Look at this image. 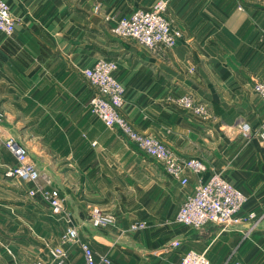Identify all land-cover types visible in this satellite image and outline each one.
<instances>
[{
	"label": "crops",
	"instance_id": "crops-1",
	"mask_svg": "<svg viewBox=\"0 0 264 264\" xmlns=\"http://www.w3.org/2000/svg\"><path fill=\"white\" fill-rule=\"evenodd\" d=\"M6 1L16 24L12 34L0 32V110L5 124L28 125L31 144H23L47 170L45 182L61 189L80 238L111 264H178L191 249L205 251L210 264H264V141L240 132L243 122L264 130V103L254 91L264 82V0H168L166 14L181 36L159 51L116 37L106 18L150 9L156 0ZM105 57L119 63L123 113L180 157L204 160L205 178L219 172L239 187L247 197L242 213H254L255 226L194 229L176 221L198 177L189 173L182 184L90 112L93 90L83 70ZM187 92L206 105L204 115L175 105ZM32 200V239L58 243L55 220L63 219ZM94 208L113 214L114 223L93 226ZM135 221L146 227L120 234ZM7 228L0 224V264H35L33 242ZM67 261L83 263L77 246Z\"/></svg>",
	"mask_w": 264,
	"mask_h": 264
},
{
	"label": "built area",
	"instance_id": "built-area-1",
	"mask_svg": "<svg viewBox=\"0 0 264 264\" xmlns=\"http://www.w3.org/2000/svg\"><path fill=\"white\" fill-rule=\"evenodd\" d=\"M168 5V0H156L150 9L139 8L130 15L107 16V18L114 23L112 32L116 35L132 38L153 51L167 50L173 48L181 36L180 31L173 27L171 19L166 14ZM0 30L9 34L15 30V19L6 0H0ZM118 67L117 60L101 58L83 70V75L93 90L89 100L90 110L107 126L119 129L129 141L148 155L159 159L165 171L180 180L182 184L190 182L189 173L198 177L193 191L180 204L176 221L192 228H201L210 223L232 227L256 220L253 223L255 226L259 221L255 214L242 213L247 197L239 187L219 172H213L205 178L208 167L204 160L199 157H180L165 141L156 135L141 131L122 112L125 89L115 75ZM254 91L260 95L264 103V82L256 83ZM177 103L196 114H205L207 111L206 105L191 94L179 97ZM240 132L248 137L258 135L260 140L264 141V130L254 131L248 122L241 124ZM5 144L18 162L10 174L14 173L19 178L39 183L42 180V172L29 156L26 147L13 137H8ZM39 190L55 210H64V197L59 188L40 183ZM31 193L35 194L36 189ZM114 221L113 214H104L96 208L93 209L92 223L95 226H106ZM78 238L79 229L74 225L68 226L63 235V242L73 243ZM80 246L83 253L82 264L111 263L107 254H99L98 261L96 251L89 242L82 241ZM66 254L67 251L63 246L53 247L51 256L54 262L51 264H66ZM38 264L47 263L40 260ZM178 264H210V260L204 252L191 249L182 256ZM233 264H242V262L236 260Z\"/></svg>",
	"mask_w": 264,
	"mask_h": 264
},
{
	"label": "rangeland",
	"instance_id": "rangeland-1",
	"mask_svg": "<svg viewBox=\"0 0 264 264\" xmlns=\"http://www.w3.org/2000/svg\"><path fill=\"white\" fill-rule=\"evenodd\" d=\"M107 20H109V19L107 18ZM109 21L112 23L111 24V32H112V26L114 23L111 20H109ZM15 24H16V21H15ZM0 32L4 33L5 35H10L9 33H6V32L1 31V30H0ZM113 35H115L118 38H122V39H131V40L135 41L136 43L145 47V45L141 44L140 42H138L132 38L116 35L115 33H113ZM105 58H108V57H105ZM112 59H114V58H112ZM185 94H191L197 100H199L194 94H192L190 92L184 93L181 96H183ZM178 99H179V97H177L174 101L175 105L177 107H179L185 111H189L191 113L196 114L195 112H193L191 110H188L182 106H179L177 103ZM201 103H203V102H201ZM88 108L90 110L89 104H88ZM90 112H91V110H90ZM93 115L96 116L95 114H93ZM196 115H201V114H196ZM4 118H5L4 113L0 110V224L2 223L3 225H6V223H7L8 235H11V230L14 232L17 231L16 234H13V235H15L14 237H18L20 235V233L27 235V239H29L30 242H33L32 244L37 248V251H39V257H38L35 264H38V262L40 260L45 261L47 264L53 263L54 259L51 256V249L55 246H58V245L63 246L66 249L67 254H66V258H65V263L69 264L67 259L70 255L71 246H73V247L77 246L82 252L80 242L85 241V240H82L80 238V234H79V238L77 241H75L73 243H69V242L64 243L63 242V235L66 232L68 226L74 225L78 229H79V227L74 222L71 221L69 214L66 213L64 210H62V211L61 210L60 211L55 210V208L51 206L47 197L45 195H43L41 193V191L39 190L40 183L44 184L46 186H52V187H56V188H59V187L53 186L52 184L45 182V177H47V174H48L47 170L38 166V164L33 159V156L31 154V150H30L29 146L25 145V144H27V145L31 144V142H30L31 136H30V133L27 132L28 125L15 126L12 124H5ZM97 118H99V117H97ZM8 137H13L22 144H23V142L25 143L23 145L26 147V149L29 153V156L37 164L38 168L42 172V180L39 181V183H35L34 181L19 178L18 176L14 175V173L10 174V171H13L12 169H14V167H16L18 162H17V158L15 157V155L6 147L5 140ZM144 153L146 155H148L145 151H144ZM155 159H157V158H155ZM157 160H159V159H157ZM161 164L163 165L162 162H161ZM163 168H164V165H163ZM34 189H36L35 194L31 193V191ZM61 193H62V191H61ZM63 197H64V195H63ZM32 198H38L39 200L46 202L50 208V211L54 214H59L60 217L63 219L62 223H60V221L55 220L56 221V233H57V235H61L58 243L53 244V245H47L45 243H41L40 238L39 239H36V238L32 239V236L34 235L33 232L34 231H36V233L38 232V229L35 230L32 228V223L35 221L34 219L36 218L35 212H33L31 210L32 209V203H33ZM40 206H42V205H40ZM43 208L44 209H41V211L44 214L43 217H51V215L48 214L50 212L45 207H43ZM64 209H65V198H64ZM59 215H56V216H59ZM91 223H92V213H91ZM92 225L95 226L93 223H92ZM183 225H185V224H183ZM186 226H188V225H186ZM95 227H102V226H95ZM145 227H146V222L135 221V222L131 223L129 228H127L125 230L121 229L120 234H123L124 236H130L131 237L135 232H138V231L144 229ZM194 229H200V228H194ZM0 234H1V229H0ZM87 242H89L91 244L90 241H87ZM38 248H39V250H38ZM94 250L96 251L98 261H99V247L94 249ZM8 251H10V250L8 249ZM200 252H204L206 254L205 251H200ZM11 254H13V253L11 252ZM206 256L208 257L207 254H206Z\"/></svg>",
	"mask_w": 264,
	"mask_h": 264
},
{
	"label": "water",
	"instance_id": "water-1",
	"mask_svg": "<svg viewBox=\"0 0 264 264\" xmlns=\"http://www.w3.org/2000/svg\"><path fill=\"white\" fill-rule=\"evenodd\" d=\"M263 226H264V220L262 221V223H261Z\"/></svg>",
	"mask_w": 264,
	"mask_h": 264
},
{
	"label": "bare ground",
	"instance_id": "bare-ground-1",
	"mask_svg": "<svg viewBox=\"0 0 264 264\" xmlns=\"http://www.w3.org/2000/svg\"><path fill=\"white\" fill-rule=\"evenodd\" d=\"M8 3V2H7Z\"/></svg>",
	"mask_w": 264,
	"mask_h": 264
}]
</instances>
